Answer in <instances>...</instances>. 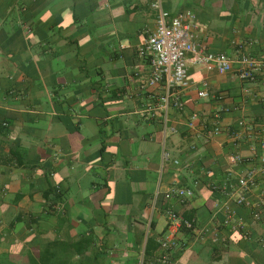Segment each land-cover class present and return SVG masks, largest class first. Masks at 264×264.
<instances>
[{"label":"crops","instance_id":"crops-1","mask_svg":"<svg viewBox=\"0 0 264 264\" xmlns=\"http://www.w3.org/2000/svg\"><path fill=\"white\" fill-rule=\"evenodd\" d=\"M162 1L195 14L198 47L234 60L220 74L189 54L185 108L167 112L139 56L151 0H0V264H159L168 208L195 222L172 264H264V221L212 188L263 154L264 73L236 70L264 56V0ZM175 181L194 197L164 198ZM226 205L246 234L224 226Z\"/></svg>","mask_w":264,"mask_h":264},{"label":"built area","instance_id":"built-area-1","mask_svg":"<svg viewBox=\"0 0 264 264\" xmlns=\"http://www.w3.org/2000/svg\"><path fill=\"white\" fill-rule=\"evenodd\" d=\"M151 7L156 11L155 30L147 37L144 44L139 49L141 58H148L151 64V74L148 79L150 87L160 86L163 93L160 95L157 106L164 111L175 107L179 110L185 108L182 93L191 87L189 80V70L187 57L189 54L201 56L205 67L208 70H216L220 74H225L233 69L234 60L224 53H213L205 51L195 43L193 29L197 27L196 16L191 10H183L176 14H171L163 6L162 0H151ZM238 69L236 75L240 81H254L259 74L264 73V56L255 57L242 54L238 59ZM202 88H197L198 95L209 98L207 90L208 84L204 82ZM198 119V114L191 115L190 127ZM241 131L232 134L233 145L237 146L238 141L245 138L246 129L244 121L239 122ZM244 129V130H243ZM220 126H216L214 134L220 133ZM263 154L256 157V164L245 172L238 175L236 182H224L214 184L213 190L218 191L227 197L234 198L238 206L249 210L255 221H264V141L261 143ZM164 158L168 159V153H164ZM229 161L240 164L245 161L239 153H232L228 157ZM175 164H180L179 160H174ZM232 173H230L231 175ZM160 192H157L156 199ZM194 188L182 185L178 181L173 182L168 191L164 193L167 200L178 199L181 203L194 197ZM168 226L166 232L159 240L160 252L157 256L159 264H172L173 251L179 246V235L182 230H192L195 227L193 219H188L174 211L172 208L166 210ZM224 226L234 231L247 233L243 221H235L236 212L229 205L225 206ZM140 264L147 263L143 258Z\"/></svg>","mask_w":264,"mask_h":264}]
</instances>
